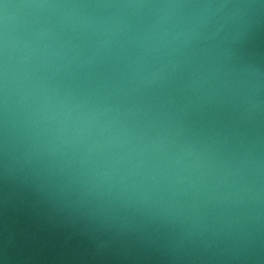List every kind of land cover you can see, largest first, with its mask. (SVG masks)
I'll return each mask as SVG.
<instances>
[{
    "label": "water",
    "instance_id": "water-1",
    "mask_svg": "<svg viewBox=\"0 0 264 264\" xmlns=\"http://www.w3.org/2000/svg\"><path fill=\"white\" fill-rule=\"evenodd\" d=\"M0 264H264V0H0Z\"/></svg>",
    "mask_w": 264,
    "mask_h": 264
}]
</instances>
